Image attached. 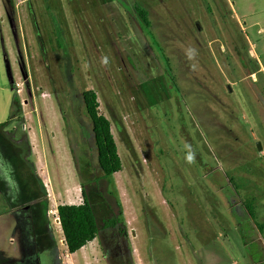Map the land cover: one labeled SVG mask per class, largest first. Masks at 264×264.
<instances>
[{
    "label": "rangeland",
    "instance_id": "rangeland-1",
    "mask_svg": "<svg viewBox=\"0 0 264 264\" xmlns=\"http://www.w3.org/2000/svg\"><path fill=\"white\" fill-rule=\"evenodd\" d=\"M88 89L121 159L110 177ZM5 120L45 210L89 196L99 230L73 253L46 211L62 264H264V0H0ZM8 207L0 191V264L20 257Z\"/></svg>",
    "mask_w": 264,
    "mask_h": 264
},
{
    "label": "trees",
    "instance_id": "trees-1",
    "mask_svg": "<svg viewBox=\"0 0 264 264\" xmlns=\"http://www.w3.org/2000/svg\"><path fill=\"white\" fill-rule=\"evenodd\" d=\"M136 11L139 14V17L142 21L148 25L149 22L147 20V10L143 7L135 6ZM256 68V65H255ZM82 100L84 103V107L87 115L90 118L92 123V134L94 139V145L97 151V159L99 167L103 173V176L110 177L114 173L120 171L122 169L121 159L117 152L116 142L114 140L113 134L111 132V125L109 119L103 114L99 113L98 107L99 102L97 100L96 92L92 89L84 90L81 93ZM13 99L17 104L20 103L18 101L17 94L13 96ZM9 120H5L0 123V126H5ZM23 159L26 157L23 156ZM28 162L29 160H25ZM81 197L82 202L78 204H68L62 203L57 205V214L59 217L60 227L64 236V243L66 245L67 251L69 253H73L77 251L79 248L84 246L86 243L92 241L98 233L99 227L97 224V219L94 214V209L91 205L90 199L84 186H81ZM45 203L47 202L44 201ZM45 203L42 204V215L46 219V211ZM39 205V202L36 206ZM244 207L248 213V215L252 218L256 227L259 231L263 230L262 223H259L256 220V213L253 205L248 203L244 204ZM115 221L119 220V217L123 216L121 210L120 202H117V214ZM122 222H125L122 219ZM48 224V223H47ZM104 227H108V223L103 222ZM125 228V227H124ZM49 235L51 234L50 226H48ZM126 230L124 231V235L127 236ZM24 250L27 251V245L24 243ZM3 264V262H1Z\"/></svg>",
    "mask_w": 264,
    "mask_h": 264
},
{
    "label": "flooded vegetation",
    "instance_id": "flooded-vegetation-1",
    "mask_svg": "<svg viewBox=\"0 0 264 264\" xmlns=\"http://www.w3.org/2000/svg\"><path fill=\"white\" fill-rule=\"evenodd\" d=\"M5 128L0 126L2 140L5 139L3 133L6 132L5 130L1 132V130ZM2 149L9 153L7 164L17 166L20 163L21 150L19 148L14 145L9 146L5 142L2 145ZM23 196L22 200H24L25 204L15 206V210L13 211V213H17L16 218L19 219L20 230L22 232L21 238L18 241L20 257L7 258L3 264H62L60 254L54 252L53 255L51 253V250L57 247V244L54 238L49 235L46 219L42 213L34 211L37 209L36 204H34L35 202H33L34 200L25 201L26 198H30V194H24ZM15 202L16 200H14ZM24 243L27 245L26 252L24 250Z\"/></svg>",
    "mask_w": 264,
    "mask_h": 264
},
{
    "label": "crops",
    "instance_id": "crops-1",
    "mask_svg": "<svg viewBox=\"0 0 264 264\" xmlns=\"http://www.w3.org/2000/svg\"><path fill=\"white\" fill-rule=\"evenodd\" d=\"M16 118V117H15ZM22 121V119H21ZM3 122V121H2ZM1 132H4V129L1 130ZM5 139L2 140L0 136V191L4 194L8 202L10 203V209L9 207L6 209V212L13 213L15 210V206L25 204L22 200L24 197L23 195H29L31 191L35 192V196L38 197L39 205L37 206V209L34 210L36 212L42 213V204L41 202L47 198L46 191L49 189H45L44 183L42 184L39 179L37 178L36 174L34 173V170L32 168V165H30V162H26V159L22 158V154L24 153V150L22 148V145H20L16 140L11 139V137L8 134H4ZM7 145H14L15 147L19 148L21 150L20 152V163L17 166L9 165L6 162H8V154L4 149H2V145H4L5 142ZM35 149V146H34ZM31 152V150H30ZM2 162L3 165H2ZM34 166V165H33ZM33 176V177H32ZM38 180V185L35 187H29L30 184L33 182V179ZM72 193V194H71ZM65 194V192H64ZM20 197V198H19ZM66 197L71 199L68 200V204H78L81 202H78L76 197V190H68ZM39 198H42L41 200ZM14 200L16 202L14 203ZM30 200L29 198H26L25 201ZM62 204V203H59ZM58 205V204H57ZM56 205V208H57ZM123 213V211H122ZM2 214V213H0ZM43 214V213H42Z\"/></svg>",
    "mask_w": 264,
    "mask_h": 264
},
{
    "label": "clouds",
    "instance_id": "clouds-1",
    "mask_svg": "<svg viewBox=\"0 0 264 264\" xmlns=\"http://www.w3.org/2000/svg\"><path fill=\"white\" fill-rule=\"evenodd\" d=\"M16 117V116H15ZM4 122V121H3ZM1 123V122H0ZM7 125V124H6ZM6 125L5 126H3V127H6ZM2 127V126H1ZM49 210H52V209H49ZM49 210H47V216H50V215H54V216H56V214H57V210L55 209V210H52V212L50 213L49 212ZM57 216H58V214H57ZM54 222L55 223H57V224H59L60 225V223H59V217H58V221H56V219H55V217H54ZM61 228V227H60ZM89 243V242H88ZM87 244V243H86ZM66 246V245H65Z\"/></svg>",
    "mask_w": 264,
    "mask_h": 264
},
{
    "label": "built area",
    "instance_id": "built-area-1",
    "mask_svg": "<svg viewBox=\"0 0 264 264\" xmlns=\"http://www.w3.org/2000/svg\"><path fill=\"white\" fill-rule=\"evenodd\" d=\"M49 212L51 213L52 210H49ZM55 219H56V221H58V216H57V214H56V216H55Z\"/></svg>",
    "mask_w": 264,
    "mask_h": 264
},
{
    "label": "water",
    "instance_id": "water-1",
    "mask_svg": "<svg viewBox=\"0 0 264 264\" xmlns=\"http://www.w3.org/2000/svg\"><path fill=\"white\" fill-rule=\"evenodd\" d=\"M259 146V145H258Z\"/></svg>",
    "mask_w": 264,
    "mask_h": 264
}]
</instances>
